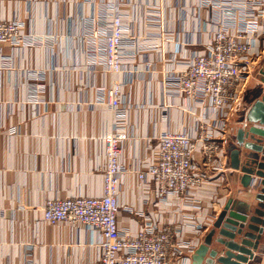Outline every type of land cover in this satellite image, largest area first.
Here are the masks:
<instances>
[{
  "label": "crops",
  "instance_id": "obj_1",
  "mask_svg": "<svg viewBox=\"0 0 264 264\" xmlns=\"http://www.w3.org/2000/svg\"><path fill=\"white\" fill-rule=\"evenodd\" d=\"M197 1L0 0V18H24L29 34L9 60L0 56V264H97V234L47 223L43 205L51 197L103 192V138L112 129L115 113L106 94L112 75L101 70L106 64L102 17L113 7L133 12L137 20L131 21L132 32L166 29L172 37L159 39L163 59L149 50L138 56L139 71L125 84L132 105L126 120L133 139L122 152L127 172L121 177L119 221L136 229L130 210H147L142 200L146 180L137 166L148 160L156 145H149L147 138L167 128H189L195 115L206 109L165 92L163 82L172 65L164 58L178 52V42L202 49L198 44L206 42L214 28L207 19L221 14L218 4L210 8ZM156 8L160 21L150 26L147 21ZM263 62L264 56L257 62L243 105L232 117L234 134L227 140L228 149L250 108ZM240 176L233 168L227 173V199L250 203L255 190L244 188ZM156 210L159 218L172 216L166 204ZM246 264H264V233L255 257Z\"/></svg>",
  "mask_w": 264,
  "mask_h": 264
},
{
  "label": "built area",
  "instance_id": "obj_2",
  "mask_svg": "<svg viewBox=\"0 0 264 264\" xmlns=\"http://www.w3.org/2000/svg\"><path fill=\"white\" fill-rule=\"evenodd\" d=\"M197 4L210 8L218 4L221 14L207 19L214 28L208 40L198 44L202 49H191L188 41L178 42V52L164 58L172 65L166 68L163 82L165 92L206 109L195 115L189 128H167L147 138L149 145H156L149 150L148 160L137 166L138 175L146 180L142 200L147 210H130L136 216V229L125 228L119 221L121 177L127 172L122 152L133 139L126 120L132 105L125 84L139 71L138 56L149 50L163 59L159 39L172 37L166 29L132 32L131 21L137 20L133 12L126 14L116 7L104 10L106 64L101 70L112 75L106 94L115 121L103 138L107 157L100 168L103 192L51 197L43 205L47 223L69 224L97 234V264H190L229 195L227 173L232 168L227 140L234 134L232 117L243 105L257 62L264 56V0H198ZM152 11L150 26L160 21L159 8ZM28 37L24 18H0L3 59L9 60ZM150 64L144 66L146 71ZM160 204L167 205L171 217H158Z\"/></svg>",
  "mask_w": 264,
  "mask_h": 264
},
{
  "label": "water",
  "instance_id": "obj_3",
  "mask_svg": "<svg viewBox=\"0 0 264 264\" xmlns=\"http://www.w3.org/2000/svg\"><path fill=\"white\" fill-rule=\"evenodd\" d=\"M250 108L229 149L231 168L244 188L255 190L248 203L228 198L203 235L190 264H246L264 233V62ZM259 179V180H258Z\"/></svg>",
  "mask_w": 264,
  "mask_h": 264
}]
</instances>
